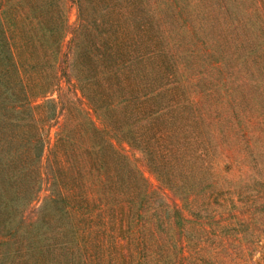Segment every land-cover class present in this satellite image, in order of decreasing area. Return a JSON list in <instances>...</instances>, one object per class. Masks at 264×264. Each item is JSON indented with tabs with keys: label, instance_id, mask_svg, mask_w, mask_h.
I'll list each match as a JSON object with an SVG mask.
<instances>
[{
	"label": "trees",
	"instance_id": "1",
	"mask_svg": "<svg viewBox=\"0 0 264 264\" xmlns=\"http://www.w3.org/2000/svg\"><path fill=\"white\" fill-rule=\"evenodd\" d=\"M257 6L0 0V264H264Z\"/></svg>",
	"mask_w": 264,
	"mask_h": 264
},
{
	"label": "rangeland",
	"instance_id": "2",
	"mask_svg": "<svg viewBox=\"0 0 264 264\" xmlns=\"http://www.w3.org/2000/svg\"><path fill=\"white\" fill-rule=\"evenodd\" d=\"M217 0H211V2H216ZM226 9L225 10L231 17L240 18L243 21L242 26H238V29L235 30L237 35L242 36L245 33L247 36L252 39L253 44H256L261 39L260 32L261 29H258V25L260 24L261 18L263 17L260 15L261 13L256 10L258 8V0H224ZM253 10V11H252ZM225 19L231 20V17H227ZM75 18L74 10L71 11L70 20L73 21ZM261 55H264L261 52ZM252 68V67H251ZM262 69L264 72V62L262 64ZM236 74V73H235ZM6 91L3 92V95H6Z\"/></svg>",
	"mask_w": 264,
	"mask_h": 264
}]
</instances>
